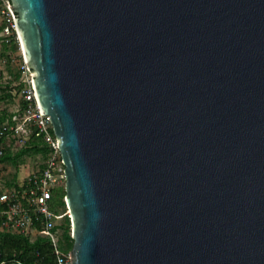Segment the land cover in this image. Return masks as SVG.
I'll return each mask as SVG.
<instances>
[{
	"label": "water",
	"instance_id": "water-1",
	"mask_svg": "<svg viewBox=\"0 0 264 264\" xmlns=\"http://www.w3.org/2000/svg\"><path fill=\"white\" fill-rule=\"evenodd\" d=\"M9 1L72 264H264V0Z\"/></svg>",
	"mask_w": 264,
	"mask_h": 264
},
{
	"label": "built area",
	"instance_id": "built-area-1",
	"mask_svg": "<svg viewBox=\"0 0 264 264\" xmlns=\"http://www.w3.org/2000/svg\"><path fill=\"white\" fill-rule=\"evenodd\" d=\"M9 4V0H0V41L19 42L15 13ZM23 61L24 72L27 73L23 97L27 108L22 114H12L0 126V141L6 138H30L35 134L47 144L49 150L38 172L29 174L17 186L0 192V232L22 233L31 238L40 235L50 241L55 264H72L71 249L62 247L60 232L62 219L65 215L70 216V213L68 207L66 211H57L53 203L55 189L66 186V165L51 115L41 110L36 99L32 71L24 57Z\"/></svg>",
	"mask_w": 264,
	"mask_h": 264
},
{
	"label": "rangeland",
	"instance_id": "rangeland-1",
	"mask_svg": "<svg viewBox=\"0 0 264 264\" xmlns=\"http://www.w3.org/2000/svg\"><path fill=\"white\" fill-rule=\"evenodd\" d=\"M14 42L18 41L8 43L0 41V95L2 96L0 115L3 112L8 114L4 122H7L10 115L22 114L27 108L23 97L26 88L24 79L27 78V73L24 72V61L19 42L17 49L13 47ZM4 122L0 123V126ZM28 140L29 138H6L0 141V148L14 156L27 144ZM47 154H27L18 157L16 163L12 161L0 162V192L10 188L9 183L13 184L15 181L21 183L29 174L38 172L43 166Z\"/></svg>",
	"mask_w": 264,
	"mask_h": 264
},
{
	"label": "trees",
	"instance_id": "trees-1",
	"mask_svg": "<svg viewBox=\"0 0 264 264\" xmlns=\"http://www.w3.org/2000/svg\"><path fill=\"white\" fill-rule=\"evenodd\" d=\"M14 41V40H13ZM18 42L13 44L14 49H17ZM12 96L11 94H8ZM0 99L2 96L0 95ZM27 104V102H25ZM7 113L0 115V123L7 119ZM10 115V114H9ZM12 116V115H10ZM9 116V117H10ZM3 149V148H2ZM48 146L42 140L33 134L27 144L23 146L19 152L11 156L8 151L0 153V162L12 161L16 163L18 157L27 154L48 153ZM43 167V166H42ZM41 167V168H42ZM19 184L15 181L9 183L10 188ZM66 189L65 186L58 187L54 191L53 203L57 211H66L67 205L65 201ZM60 229L62 238V247L70 250L73 247L74 240L71 235V218L65 215L62 219ZM55 264L53 250L48 239L37 235L31 238L30 235L22 233L0 232V264Z\"/></svg>",
	"mask_w": 264,
	"mask_h": 264
},
{
	"label": "bare ground",
	"instance_id": "bare-ground-1",
	"mask_svg": "<svg viewBox=\"0 0 264 264\" xmlns=\"http://www.w3.org/2000/svg\"><path fill=\"white\" fill-rule=\"evenodd\" d=\"M22 52V51H21ZM68 211H69V209H68ZM69 213H70V211H69Z\"/></svg>",
	"mask_w": 264,
	"mask_h": 264
}]
</instances>
